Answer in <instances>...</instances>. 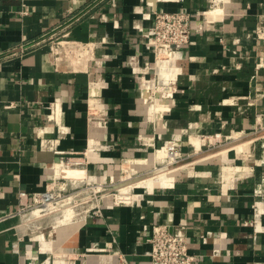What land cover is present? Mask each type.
I'll list each match as a JSON object with an SVG mask.
<instances>
[{"label":"crops","instance_id":"crops-1","mask_svg":"<svg viewBox=\"0 0 264 264\" xmlns=\"http://www.w3.org/2000/svg\"><path fill=\"white\" fill-rule=\"evenodd\" d=\"M211 1L0 0V264H151L153 225L185 226L195 264H264V0L207 11ZM154 10L215 13L154 65L144 37ZM63 34L55 56L49 39ZM69 42L89 49L74 57ZM159 73L175 81L174 97L145 104L141 89ZM92 87L104 120L88 114ZM218 133L229 140L209 143ZM191 137L202 141L197 152ZM172 144L174 172L132 188L130 206L103 202L99 215L49 232L9 217L20 192L45 188L60 158L86 153L82 179L100 180L124 160L135 172L154 169L166 162L155 152Z\"/></svg>","mask_w":264,"mask_h":264},{"label":"built area","instance_id":"built-area-1","mask_svg":"<svg viewBox=\"0 0 264 264\" xmlns=\"http://www.w3.org/2000/svg\"><path fill=\"white\" fill-rule=\"evenodd\" d=\"M18 1L21 2L22 6H24L25 0ZM221 4L222 0H212L207 11L215 9L217 8V5ZM21 14L24 15L26 12L22 11ZM194 15L195 16L187 12L164 13L157 10L153 11V25L151 31L146 33L144 37L145 44L150 46L153 50L154 65L162 60H171L175 51L187 46L190 43L193 34L202 31L204 26L203 18L206 17V12ZM67 36V34H63L60 40L53 38V36L50 37V51L53 55L56 56L59 54L58 47L64 45ZM67 48H69L70 54L74 53L81 56V54L84 53V49H89V46L88 44L85 46L80 43L69 42ZM167 80V83H165V80L160 79L159 76L156 75V77L152 80V85L144 86L141 89L143 103H151L154 106L157 98L162 101L173 99L176 92L175 81L172 79ZM91 91H94L93 95H91ZM100 91L101 90L97 87L89 88L87 91L86 104L90 117L104 120L108 117V112L102 107ZM260 118H262V116H257L256 119L260 120ZM257 128L263 129L261 124L258 125V122ZM42 131L43 130L39 132ZM228 140L229 137L222 136V134L218 133L209 138V143L213 142L221 145ZM164 147L166 148V159L168 164H177L180 159L178 146L172 144ZM55 154L59 155V152L55 151ZM86 156L87 154L83 153L79 159L69 161V159L64 160L60 158L59 161L65 163L69 167L83 168L86 165ZM47 189V185H45V188L42 191L32 194L20 192L18 194L19 209L16 214L9 217H22L28 211L32 213V211L35 210L34 208L37 209V207L42 209L41 207H43L47 202L45 201L44 196L47 194L56 195L54 193H50V190ZM118 191H120V189ZM118 195L113 196L111 205L130 206L132 204L131 193L127 192L124 199H117ZM56 199L57 196L53 197L50 201L55 202ZM88 214L99 215L100 206L98 205L95 208H92V210L89 209L83 216H87ZM148 243L150 245L149 258L151 264H195V256L188 252V241L185 226H179L178 228L170 231L164 225H153L150 236L148 237ZM59 255L63 256L62 254ZM63 260H66L65 256H63ZM119 260L122 263L125 262L122 256H119Z\"/></svg>","mask_w":264,"mask_h":264},{"label":"rangeland","instance_id":"rangeland-1","mask_svg":"<svg viewBox=\"0 0 264 264\" xmlns=\"http://www.w3.org/2000/svg\"><path fill=\"white\" fill-rule=\"evenodd\" d=\"M134 165L136 164L128 163L127 160H124L118 166L117 176H109L105 179L102 178L100 180L87 178L84 181L81 180V181L72 182L71 180H64L59 177L51 178L50 180H48L46 184L48 188L47 190H50V193H54L57 195L56 202L63 200L65 198H71L70 205L73 206L74 210L78 215L77 220H79L83 215L86 214V211H88L89 209L92 210V208H95L98 205L101 206L103 202H109L111 204V202L113 201V196L118 195L120 193V191H118L119 189L128 188L131 186L129 189H127V192H129L132 190V188L138 186L139 182L148 179L149 177L166 172L172 169L173 167H175L177 164H168L166 159V162L164 164L157 165L155 166L154 169L145 167L148 165H143V164L142 166L139 165V168L142 167V169L136 172L133 171ZM71 168H76V167H71ZM51 175L52 172H50V176ZM50 183L54 185L52 186ZM48 185H51V187ZM95 189H99L100 193L94 192ZM29 212L30 211L26 212L24 214L25 216L23 215L22 217H17L21 226L27 228L29 232L30 231L49 232L51 230L52 227L51 219L55 217L54 215L52 216L48 215V216H42L36 218L32 217L31 219H29ZM28 219L29 221H27ZM57 254H60V252L54 251L50 254L51 256L49 257L52 258Z\"/></svg>","mask_w":264,"mask_h":264},{"label":"bare ground","instance_id":"bare-ground-1","mask_svg":"<svg viewBox=\"0 0 264 264\" xmlns=\"http://www.w3.org/2000/svg\"><path fill=\"white\" fill-rule=\"evenodd\" d=\"M211 13H215V11L213 12H208L206 14V16H210ZM74 57H75V54H74ZM77 59V58H76ZM164 61H168V60H162V61H159L158 62V65L162 64L161 62H164ZM152 70V69H151ZM159 70V69H158ZM159 78L164 80L163 78H165V83H167V79H171V77L169 75H164L162 73H159L158 74ZM158 99V98H157ZM154 117V116H153ZM237 138V136H235ZM234 137V138H235ZM190 144H192V146L195 148V151L197 152L199 149H200V146L202 144V141L196 137H191L190 138ZM162 150H159L157 152H155V159L157 158H161V156L163 154L166 155L167 157V154H166V148L163 147L161 148ZM128 163H133L132 160H128L127 161ZM145 162V161H144ZM143 162V163H144ZM85 171L82 169V168H71L69 166H67L65 163L63 162H60L58 164L55 165V171H54V174H53V177L52 178H56V177H59L61 179H64V180H71L72 182H75V181H79V180H84L82 179V177L85 175L84 173ZM171 172H174L173 170H169V171H166V172H163V173H160L158 175H156L155 177L153 178H158L159 180L161 178H164L166 176H168ZM153 178H149V179H145L141 182L138 183V185H141V184H144L150 180H153ZM60 179V180H61ZM112 180V179H111ZM114 180V179H113ZM53 183V182H52ZM50 183L52 186L54 184ZM51 185H48L51 187ZM131 187V186H130ZM130 187L128 188H123V189H120V194L118 195L117 199H124V196L125 194L127 193V189H129ZM77 188V187H76ZM98 188V187H97ZM91 189V188H90ZM94 189V187H93ZM60 191V189H59ZM94 192H99V189H95ZM74 193V192H73ZM76 193V192H75ZM100 193V192H99ZM72 194V193H71ZM68 195V194H67ZM101 195V194H100ZM57 195H53V194H47L44 196V199L45 201H47L45 203V205L43 206L44 208L42 209H35L32 211V213L29 214V219H31L32 217L36 218V217H42V216H52L54 215L55 217H53L51 219V222H52V226L53 227H59V226H63V225H69L71 224L73 221H76L78 218H77V213L76 211L74 210L73 206H71L70 204V201H71V198H65L63 200H60V201H55V202H51L50 200L53 198V197H56ZM65 196V195H64ZM94 196V195H93ZM67 197V196H66ZM103 197V196H102ZM61 198V197H60ZM91 198V197H90ZM89 198V199H90ZM47 199V200H46ZM87 200V199H86ZM97 200V199H96ZM85 201V200H83ZM82 202V201H80ZM29 219L27 221H29ZM82 225V224H81ZM71 227V226H70ZM74 228V227H73ZM63 258V257H62ZM57 260H61L63 261V259H61L60 257L57 258Z\"/></svg>","mask_w":264,"mask_h":264}]
</instances>
